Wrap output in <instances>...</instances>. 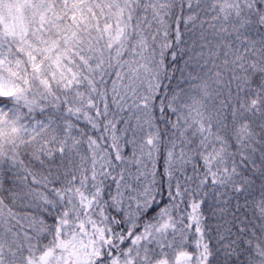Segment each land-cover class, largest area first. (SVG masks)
I'll return each mask as SVG.
<instances>
[{"label":"snow or ice","instance_id":"6c2138e0","mask_svg":"<svg viewBox=\"0 0 264 264\" xmlns=\"http://www.w3.org/2000/svg\"><path fill=\"white\" fill-rule=\"evenodd\" d=\"M0 264H264V0H0Z\"/></svg>","mask_w":264,"mask_h":264}]
</instances>
